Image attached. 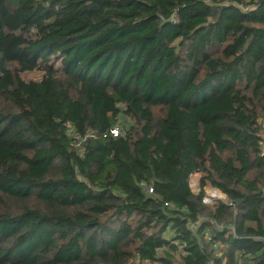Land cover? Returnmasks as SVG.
I'll list each match as a JSON object with an SVG mask.
<instances>
[{"label":"trees","instance_id":"1","mask_svg":"<svg viewBox=\"0 0 264 264\" xmlns=\"http://www.w3.org/2000/svg\"><path fill=\"white\" fill-rule=\"evenodd\" d=\"M263 120L264 0H0V264H264Z\"/></svg>","mask_w":264,"mask_h":264},{"label":"built area","instance_id":"2","mask_svg":"<svg viewBox=\"0 0 264 264\" xmlns=\"http://www.w3.org/2000/svg\"><path fill=\"white\" fill-rule=\"evenodd\" d=\"M66 127H67V133H68L70 136H72L73 139H74L77 143H81V142L84 140V137H82V135H81L79 132H77V131L72 127V125H71L70 123H66ZM111 133H113V134L116 135V136H117V135H125V134H126V131L116 126V127L111 128ZM192 175H193V174H192ZM192 175H191V176H192ZM191 178H192V177H190V184H191V186H192ZM192 189H193V188H192ZM148 190H149V192H153V188H152V187H148ZM222 196H223V193H221V192L218 193L217 190L214 189V192H212L211 194L206 193V194L204 195V197H203V201H204L206 204H211V203L214 202V200H215L216 198H219V197H222ZM167 204H168V203H167ZM191 226H192L193 228L195 227L194 224H192ZM218 245H219V243H217V242L214 243V246H215V247H218ZM163 248H164V247L161 246V247L157 248V251H161ZM178 249H179V253H180L181 255H184V254L187 253L186 250H185V245L182 244V243H180V244L178 245ZM219 254H221V252H219ZM137 263H138V260L135 259V261H133V262H131V263H128V264H137Z\"/></svg>","mask_w":264,"mask_h":264},{"label":"rangeland","instance_id":"3","mask_svg":"<svg viewBox=\"0 0 264 264\" xmlns=\"http://www.w3.org/2000/svg\"><path fill=\"white\" fill-rule=\"evenodd\" d=\"M22 75L26 79H28V80L29 79H40L41 76H42V72L41 71H38V70H34V71L24 72ZM191 177H192L191 178L192 188H193V190L195 192H198L199 189H200L201 173H194ZM205 189H206V193H209V194H211L212 192H214V189L217 190L218 193L221 192L219 189L214 188L211 185H207ZM219 198L227 199V197H226V195L224 193H223V196L222 197H219Z\"/></svg>","mask_w":264,"mask_h":264}]
</instances>
